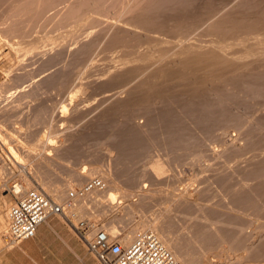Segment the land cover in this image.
I'll return each instance as SVG.
<instances>
[{
    "label": "rangeland",
    "instance_id": "374dc122",
    "mask_svg": "<svg viewBox=\"0 0 264 264\" xmlns=\"http://www.w3.org/2000/svg\"><path fill=\"white\" fill-rule=\"evenodd\" d=\"M262 11L263 0H0L1 188L14 200L15 181L24 191L52 188L61 202L100 175L107 187L71 211L79 220L116 227L126 241L158 223L181 264H264V90L251 83L264 73V47L252 37L242 43L231 23ZM243 46L258 51L240 59L252 66L212 69ZM186 47L197 48L193 58ZM177 50L189 62L208 51L222 58L206 57L215 74L205 71L198 85L202 72L180 80ZM109 190L119 193L115 203L97 199ZM59 216L79 242L71 264H93L87 240Z\"/></svg>",
    "mask_w": 264,
    "mask_h": 264
},
{
    "label": "built area",
    "instance_id": "2783aa9c",
    "mask_svg": "<svg viewBox=\"0 0 264 264\" xmlns=\"http://www.w3.org/2000/svg\"><path fill=\"white\" fill-rule=\"evenodd\" d=\"M17 184L19 182L15 181L11 186L16 198L7 210L8 227L3 234L7 245L14 246L23 239L35 236L38 226L50 215L61 213L86 238L88 248L94 256L93 264H181L171 249L150 228L138 230L126 241L123 233H112L87 218L79 220L78 213L70 211L80 198L106 189L107 181L103 176L96 175L86 179L70 189L61 202L36 187L29 188L18 196ZM89 228L95 230L91 237L86 236Z\"/></svg>",
    "mask_w": 264,
    "mask_h": 264
},
{
    "label": "bare ground",
    "instance_id": "6f19581e",
    "mask_svg": "<svg viewBox=\"0 0 264 264\" xmlns=\"http://www.w3.org/2000/svg\"><path fill=\"white\" fill-rule=\"evenodd\" d=\"M264 1V0H263ZM191 13V12H190ZM262 13H263V16H262ZM262 13L259 15V14H257V15H259L258 17H256V18H253V21L251 22L250 21V23H247V21L249 22V20H246V22L245 21H243L244 20V18H241L240 19V21L239 20H237V19H235V18H231V20H232V22L231 23H233L232 24V26L234 27V28H236V30H240V29H242L243 31L242 32H244V34L243 35H240L239 36V38H238V40L240 39L241 40V42L243 41L244 43H245V41L244 40H246V39H248L249 40V38L250 37H252V38H256L257 39V41L261 44V43H263V44H261V45H263V47H264V12L262 11ZM156 15V14H155ZM192 15V14H191ZM232 15V14H231ZM242 15V14H241ZM149 16V15H148ZM262 16V17H261ZM232 17V16H231ZM190 20V19H189ZM229 20V19H228ZM231 20H229V21H231ZM250 20H252V19H250ZM187 21V20H186ZM218 21V20H217ZM228 21V22H229ZM149 22V21H148ZM158 22V21H157ZM226 22V21H225ZM154 23V22H153ZM223 23V22H222ZM230 23V24H231ZM182 24V23H181ZM218 24H220V23H218ZM227 24V23H226ZM157 25V24H156ZM164 26V25H163ZM181 26V25H180ZM217 26L218 25H216V28H217ZM220 26H222L221 24H220ZM232 26H230V28L232 27ZM147 27V26H146ZM232 27V28H233ZM164 28V27H163ZM224 27H222V29H223ZM229 28V27H228ZM228 28H227V32H229L228 33V36L226 35V29L225 30H221V31H223L222 33H223V35H225L226 37H228L227 39H229V37H231V35L229 36V34H230V31H228ZM229 28V29H230ZM234 28H233V33L235 34L237 31L236 30H234ZM237 28H239V29H237ZM160 29V28H159ZM165 29V28H164ZM221 29V28H220ZM182 30V29H181ZM245 30V31H244ZM221 31H220V33H221ZM231 31V32H232ZM234 31H236V32H234ZM242 32H237V33H241L242 34ZM222 33H221V35H222ZM236 33V34H237ZM167 36V35H166ZM224 37V36H223ZM233 37V36H232ZM225 38V37H224ZM251 38V39H252ZM222 39V38H221ZM226 39V38H225ZM232 39L233 38H231V40L230 41H232ZM234 39H236V38H234ZM254 39H253V41H254ZM163 40H166V39H163ZM238 40H235V41H238ZM221 41V40H220ZM234 41V43H235V45L237 44V43H239V41L236 43ZM250 41V40H249ZM256 40H255V42H257ZM226 42H229V41H227L226 40ZM242 42V43H243ZM219 43V41L217 42V43H213L214 45H216V46H218V45H220L219 47H222L223 48V46H221L222 45V43L220 42V44H218ZM248 43V42H247ZM231 44L232 43H230L229 45H230V47H231ZM254 44V43H253ZM258 44V43H257ZM225 45H227L228 46V44H225ZM235 45H232V47L233 46H235ZM239 45V44H238ZM238 45H236L235 47H237ZM246 45V44H245ZM249 45V44H248ZM259 45V44H258ZM184 46V45H183ZM181 47V48H185V46L184 47ZM260 46V45H259ZM178 47V46H177ZM244 47V46H243ZM178 48H180V46L178 47ZM188 47H186V49H183V50H185V52H186V50L188 51V50H190L189 48L187 49ZM191 48V47H190ZM200 49H198L199 51H201V49H202V47H199ZM228 48V47H227ZM240 48H242V47H240ZM239 48V49H240ZM259 48V47H258ZM169 49V48H168ZM173 49V48H172ZM193 50H194V52L197 50V48H192ZM191 49V52H190V54L193 52V50ZM225 49V48H224ZM232 49V48H231ZM262 47L260 48V50L259 51H262ZM179 50V49H178ZM177 50V51H178ZM181 51H183L182 49H180ZM179 50V51H180ZM210 50V49H209ZM222 50V49H221ZM227 50H229V52H227V54L226 55H228V58H227V56H225L226 58H224V59H228L226 62H223V58H222V55L221 54H219L218 52V54H216L218 57H221L222 58V60L219 58L218 59V57L217 56H215L214 55V53H213V51H212V53L210 52V51H208L209 53H210V55L208 54V56H211V54H213L212 55V57L215 59V57L217 58V59H212V57L210 58V59H212L214 62H216L217 63V60H221L219 63H218V65L216 64V63H214V67H216L217 66V68L218 69H215V68H212V69H214V71L216 70L217 72V74H219L220 73V70H223L224 68H226L225 69V71H229L228 69H232V66L233 67H235V70H238V69H243V68H247L248 66H252V63L251 62H249L248 64H250V65H248L247 67H245L244 65H246L245 64V62L242 64V62H241V60L240 59H244V57H248V56H250V53H254V52H257V54H258V51H253V50H248L247 49V47L245 46L243 49H240V50H238V49H232V50H230V49H227ZM227 50H225V51H227ZM178 51V55H176L177 57H179V55L181 56V53ZM199 51H197L195 54L197 55L198 54V52ZM202 51H203V49H202ZM201 51V52H202ZM216 51H218V50H216ZM204 52H205V49H204ZM263 53H264V51H262ZM164 53V52H163ZM180 53V54H179ZM206 53V52H205ZM221 53V52H220ZM225 53V52H224ZM262 53V54H263ZM165 54V53H164ZM184 54H185V57H183L184 56ZM187 54H189V51H188V53ZM189 54V55H190ZM194 54V55H195ZM199 54H200V52H199ZM261 54V53H260ZM167 55V54H166ZM172 55V54H171ZM189 55H186V53H182V56L181 57H179L178 59L180 60V61H182V62H179V65H180V67H181V69H183V70H178V71H183L185 74L187 73L186 71H189V73L191 74H189V75H187V79H184L185 77H184V73H183V76H182V78L183 79H181L180 78V80L182 81H184V82H186V81H188V78L190 79V77H188V76H191V79H194V78H192V75L193 74H195L196 75V78H197V76L200 74V72H202L203 73V75L201 74V75H199L198 76V78H200L201 79V77L200 76H203V77H205V76H207V75H205L204 73H205V71H207V68H211V67H209V65H211L212 66V64L211 63H208V62H210V61H212V60H210L209 61V58L207 59L206 57H208L206 54L204 55V53H201V55H199V57H195L196 58V62L195 61H193V62H191V57H190V62L189 61H187L186 59H188L189 58ZM193 55V54H192ZM192 55H190V56H192ZM256 55V54H255ZM175 56V57H176ZM198 56V55H197ZM201 56H203L202 58H200ZM262 56V55H261ZM224 57V56H223ZM251 57V56H250ZM131 58V57H130ZM182 58H184V59H182ZM192 58H193V56H192ZM206 58V60L204 61V59ZM262 58V57H261ZM264 58V57H263ZM161 59V58H160ZM182 59V60H181ZM198 59L200 60V62L198 63L197 61H198ZM202 59V60H201ZM168 60V59H167ZM173 60V59H172ZM178 60V61H179ZM208 60V62L206 63V61ZM251 60V59H250ZM255 60H257V59H255ZM261 60V59H260ZM144 61V60H143ZM163 61V60H162ZM202 61L204 62V64H202ZM248 61V60H247ZM263 61V60H262ZM123 62V61H122ZM132 62V61H131ZM142 62V61H141ZM148 62V61H147ZM153 62V61H152ZM240 62V63H239ZM252 62H253V60H252ZM256 62V61H255ZM134 62H132V64H133ZM138 63V62H137ZM194 63V64H193ZM201 63V64H200ZM213 63V62H212ZM236 63V64H235ZM259 63V62H258ZM131 64V63H130ZM139 64H140V62H139ZM149 64V63H148ZM215 64H216V66H215ZM256 64H257V62H256ZM237 65H240V66H237ZM131 66V65H130ZM145 66V65H144ZM143 66V67H144ZM146 66H148V65H146ZM226 66V67H225ZM230 66V67H229ZM263 66V65H262ZM261 66V67H262ZM126 67H128V66H126ZM161 67V66H160ZM168 67V66H167ZM166 67V68H167ZM196 67V68H195ZM213 67V66H212ZM260 67V66H259ZM259 67H258V69H259ZM260 67V68H261ZM146 68H148V67H146ZM169 68V67H168ZM179 68V67H178ZM264 68V67H263ZM263 68H261V69H263ZM127 69V68H126ZM131 69H132V67H131ZM136 69V68H135ZM144 69V68H143ZM164 69V68H163ZM163 69H161V70H163ZM174 69V68H173ZM212 69L209 71H207L206 72V74H208V73H211L212 72ZM249 69V68H248ZM261 69H259L260 71H263V70H261ZM118 70V69H117ZM138 70V69H137ZM157 70H159V72H160V69H156V71ZM167 70V69H166ZM169 70V69H168ZM171 70H172V68H171ZM185 70V71H184ZM195 70V71H194ZM235 70H234V73H235ZM253 69H251V71H252ZM130 71H132V70H130ZM135 71V70H134ZM154 71V70H153ZM177 70H176V72H178ZM204 71V72H203ZM214 71L212 72V76H214ZM126 72H128V71H126ZM167 72V71H166ZM172 72V71H171ZM174 73H176L175 72V70L173 71ZM219 72V73H218ZM224 72V71H223ZM248 72V71H247ZM250 72V71H249ZM259 72V71H258ZM264 72V71H263ZM132 73H133V71H132ZM136 73V72H135ZM134 73V74H135ZM158 73V72H157ZM161 73H162V71H161ZM160 73V74H161ZM164 73H165V70H164ZM174 73H172V74H174ZM231 73V72H230ZM234 73H231L232 75L234 74ZM251 73V72H250ZM249 73V78H251L250 76L252 75V74H250ZM262 72H260V74H261ZM163 74V73H162ZM178 74V73H177ZM177 74H175V76L177 75ZM182 74V73H181ZM198 74V75H197ZM227 74V73H226ZM237 74V73H236ZM258 75V73L256 74L255 73V76H254V74H253V79H251V80H254L253 82H251V83H254V86H255V84L256 85H258L257 86V88H254V89H258L259 90V92H260V90L262 91V90H264V73L263 74H261V75ZM130 75V74H129ZM154 75V74H153ZM159 75V74H158ZM164 75V74H163ZM210 74H209V78H205V79H207V80H209L210 79V76H211ZM228 75V74H227ZM227 75H225V73H224V76H227ZM240 75H241V73H240ZM257 75V76H256ZM125 76V75H124ZM171 76V75H170ZM174 76V77H175ZM211 76V80L212 79H214L213 77ZM224 76H222V83H224V79H223V77ZM245 76H247L246 74H245ZM244 76V77H245ZM116 77V76H115ZM126 77V76H125ZM161 77H163V76H161ZM177 77V76H176ZM178 77H180V73H179V76ZM193 77H195V76H193ZM202 77V79L204 80V78ZM220 77V76H219ZM234 77V76H233ZM235 77H237V76H235ZM234 77V79H236ZM241 77V76H240ZM244 77H242V78H244ZM122 78V77H121ZM151 77H149V79H150ZM168 78V77H167ZM166 78V79H167ZM195 78V79H196ZM217 78V77H216ZM225 78V77H224ZM231 78V77H230ZM230 78H228L227 79V77H226V80L228 81ZM249 78L247 79V80H249ZM114 79V78H113ZM123 79V78H122ZM140 79H142L141 77H140ZM148 79V78H147ZM149 79H148V81H149ZM153 79V78H152ZM155 79V78H154ZM153 79V80H154ZM178 78H176V81H178L177 80ZM195 79L192 81V80H190V83H191V81L192 82H194L195 81ZM201 79V80H202ZM217 79H221V77L220 78H217ZM232 79V78H231ZM127 80V79H126ZM134 80H135V78H134ZM136 80H138V79H136ZM143 80V79H142ZM141 80V82L142 83H144V81H142ZM145 80V83H147L148 81H146V78L144 79ZM151 80V79H150ZM149 81L150 82V84L152 85L153 83H155L154 81ZM175 80V79H174ZM199 80V79H198ZM203 80L202 81H199V83H196L195 82V84H201V82L203 83ZM207 80H205L204 81V83L207 81ZM214 80H216V79H214ZM165 81V80H164ZM182 81V82H183ZM213 81V80H212ZM217 81V80H216ZM216 81H214V82H216ZM234 81V82H233ZM244 81L245 80H242V79H237L236 81L235 80H232V84L234 85V86H239V85H241L242 83H244ZM117 82V81H116ZM130 82V81H129ZM179 82V84H180V81H178ZM189 82V81H188ZM221 82V81H220ZM230 82V81H229ZM228 82V83H229ZM250 82V81H249ZM115 83V82H114ZM122 83V82H121ZM144 83V84H145ZM211 83V82H210ZM210 83H207V84H210ZM221 83V84H222ZM227 83V82H226ZM138 84V83H137ZM148 84V83H147ZM147 84H145L144 86H146ZM187 84V83H186ZM193 84V83H192ZM194 84V85H195ZM206 84V83H205ZM204 84V85H205ZM219 84V83H218ZM245 84V83H244ZM133 85V84H132ZM141 85V84H140ZM143 85V84H142ZM141 85V86H142ZM149 85V84H148ZM148 85H147V87H148ZM151 85H149V87L151 86ZM154 85V84H153ZM167 85V84H166ZM191 85V84H190ZM228 85V84H227ZM253 85V84H252ZM139 86V85H138ZM140 86V87H141ZM164 86V85H163ZM163 86H161V87H163ZM187 86V85H186ZM201 86V85H200ZM210 86V85H209ZM220 86V85H219ZM148 87V88H149ZM153 87V86H152ZM182 87V86H181ZM198 87V86H197ZM208 87V86H207ZM217 87H218V85H217ZM251 87V86H250ZM179 88V87H178ZM219 88V87H218ZM217 88V89H218ZM239 88V87H238ZM128 89V88H127ZM151 89V88H150ZM154 89V88H153ZM152 89V90H153ZM184 89H185V87H184ZM198 89V88H197ZM201 89H202V87H201ZM223 89V88H222ZM174 90V89H173ZM200 90V89H199ZM203 90V89H202ZM220 90V89H219ZM157 91V90H156ZM223 91V90H222ZM228 91V90H227ZM210 92V91H209ZM259 92H257V93H259ZM156 93V92H155ZM162 93V92H161ZM167 93V92H166ZM143 94V93H142ZM170 94V93H169ZM207 94V93H206ZM139 95V94H138ZM145 95V94H144ZM143 95V96H144ZM151 95V94H150ZM204 95H205V93H204ZM141 96V95H140ZM200 96V95H199ZM206 97V96H205ZM147 98V97H146ZM205 99V98H204ZM245 99V98H244ZM202 100V99H201ZM192 101V100H191ZM219 101V100H218ZM205 104V103H204ZM219 104V103H218ZM247 105V104H246ZM166 122V121H165ZM170 123V122H169ZM169 126V125H168ZM138 131V130H137ZM51 133V132H50ZM53 139V138H52ZM44 140V139H43ZM42 140V141H43ZM67 140V139H66ZM36 141V140H35ZM44 142V141H43ZM137 142V141H136ZM35 145V144H34ZM36 146V145H35ZM32 149V148H31ZM13 152V155H16V157H19L18 156V154H17V152L15 151V150H12ZM37 154V153H36ZM264 163V162H263ZM261 164V163H260ZM262 166V165H261ZM33 167V166H32ZM260 168V167H259ZM263 168H264V164H263V167H262V170H263ZM261 169V168H260ZM257 171V170H256ZM84 173H85V171H84ZM258 173V172H257ZM264 173V172H263ZM259 174V173H258ZM20 184V183H19ZM17 184V186H16V190H17V194H21L23 191H24V187L22 186V184ZM73 184V183H72ZM52 189V188H51ZM50 188L48 189V191H46L47 192V194H50L51 192H56L54 189L53 190H51ZM105 190V189H104ZM103 190V191H104ZM259 191V190H258ZM97 191H95V192H93V193H91V195L92 196H94V197H97L98 196V193H96ZM94 194V195H93ZM97 194V195H96ZM104 195V194H103ZM92 196H89V194H88V196H86V197H83V198H81V199H79V201L71 208V210L70 211H72V210H75V208H77V206H79V203L81 202V201H85V200H88L90 197L91 198H93ZM87 197H89V198H87ZM101 197V196H100ZM97 198L98 200H106V201H110V203H115L118 199H119V193H115L113 190L111 191V190H109L108 192H105V195H104V198H103V196L101 197V198ZM95 199V198H94ZM83 203V202H82ZM84 204V203H83ZM61 214V213H60ZM48 221V220H47ZM93 225H95V224H93ZM147 227V226H146ZM145 227V228H146ZM149 228H151L152 230H157L158 232H159V234H158V236H159V238L167 245V246H169V248H173V245H172V239H171V237L169 236V234H166L167 232L164 230V229H162V228H160L159 227V225H158V223L157 224H152L151 226H148ZM144 228V227H143ZM201 229H203V228H201ZM110 230V232H112V233H118L119 231L117 230V228L116 227H112V228H110L109 229ZM140 230V229H139ZM138 231V230H137ZM227 231H229V230H227ZM136 233V232H135ZM203 233V232H202ZM227 232H225V236L226 237H228L229 238V234L230 233H227ZM203 234H204V236H203ZM203 234H201L202 235V237H204V239L206 240V243H213V240H214V236L210 233V234H206V233H203ZM133 235H134V233H133ZM87 237H89V233H88V235H86ZM225 236H224V238H225ZM130 237H132V235H130ZM233 237V236H232ZM231 237V238H232ZM85 238V237H84ZM86 239V238H85ZM202 240H203V238H201ZM239 243V244H238ZM238 245H240V243L241 242H239L238 241Z\"/></svg>",
    "mask_w": 264,
    "mask_h": 264
},
{
    "label": "crops",
    "instance_id": "0c3cea01",
    "mask_svg": "<svg viewBox=\"0 0 264 264\" xmlns=\"http://www.w3.org/2000/svg\"><path fill=\"white\" fill-rule=\"evenodd\" d=\"M4 192L0 182V264H71V257L78 255L76 243L79 242L59 214L50 215L48 221L40 224L35 236L14 246L6 244L3 235L6 209L14 199L10 191Z\"/></svg>",
    "mask_w": 264,
    "mask_h": 264
}]
</instances>
